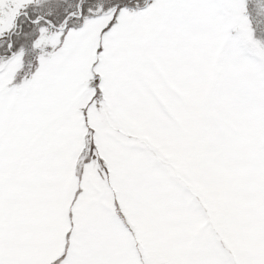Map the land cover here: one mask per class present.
I'll return each mask as SVG.
<instances>
[{
    "label": "snow or ice",
    "instance_id": "obj_1",
    "mask_svg": "<svg viewBox=\"0 0 264 264\" xmlns=\"http://www.w3.org/2000/svg\"><path fill=\"white\" fill-rule=\"evenodd\" d=\"M0 264H264V0H0Z\"/></svg>",
    "mask_w": 264,
    "mask_h": 264
}]
</instances>
